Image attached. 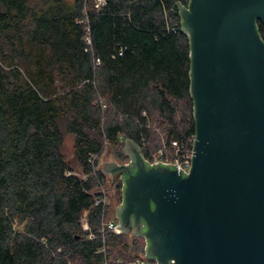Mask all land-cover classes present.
<instances>
[{"label": "trees", "instance_id": "obj_1", "mask_svg": "<svg viewBox=\"0 0 264 264\" xmlns=\"http://www.w3.org/2000/svg\"><path fill=\"white\" fill-rule=\"evenodd\" d=\"M177 1L0 0V264H126L132 243L142 251L102 229L95 167L105 144L127 160L125 139L148 156L194 133Z\"/></svg>", "mask_w": 264, "mask_h": 264}, {"label": "water", "instance_id": "obj_2", "mask_svg": "<svg viewBox=\"0 0 264 264\" xmlns=\"http://www.w3.org/2000/svg\"><path fill=\"white\" fill-rule=\"evenodd\" d=\"M189 41L194 142L189 172L105 159L115 217L157 264H264V0L176 2Z\"/></svg>", "mask_w": 264, "mask_h": 264}, {"label": "built area", "instance_id": "obj_3", "mask_svg": "<svg viewBox=\"0 0 264 264\" xmlns=\"http://www.w3.org/2000/svg\"><path fill=\"white\" fill-rule=\"evenodd\" d=\"M193 142L194 133L187 136L184 140L173 139L170 141V145H163L161 148H158L157 150L151 152L148 156H142L144 160L147 161L150 165H152L154 162H161L170 165L175 164L176 168H179L182 173L187 174L189 172L191 164ZM100 165L101 163L98 162L95 169H99L101 171ZM83 177H85V175H83ZM108 184L109 176L102 172L101 180L99 181L98 186L96 188L97 192L99 193V196L95 199V204L106 203L105 197L106 193H108L109 191L104 188ZM81 223L83 229L89 228L85 214H83V217L81 218ZM103 228L110 229L115 233L121 232L116 217L111 220H104L102 222V229ZM88 237L92 238L93 235L90 233ZM144 245L142 251L137 254L134 258L130 259L126 264H157L156 259H148L145 257Z\"/></svg>", "mask_w": 264, "mask_h": 264}, {"label": "rangeland", "instance_id": "obj_4", "mask_svg": "<svg viewBox=\"0 0 264 264\" xmlns=\"http://www.w3.org/2000/svg\"><path fill=\"white\" fill-rule=\"evenodd\" d=\"M64 151L67 154V156L69 157V159L71 160V164L75 167L76 171H78L79 167H78V165L75 164L74 159L72 158V154H73L72 153V138L70 136H66V138L64 140ZM105 159L115 160L119 163H126L128 161V157H127V160H125V159L121 160V159L116 158L114 156L112 148L107 144H105L103 152H102L101 156L99 157L98 162L102 163ZM108 185H106V187H108ZM105 200H106V203L108 206L107 217H108V220H111L115 217V207L119 204V201H118V198L116 195L115 187L112 190H110L108 193H106ZM125 234L128 237L130 243H132V240H131L132 238L137 237V236H132L130 232L125 233ZM138 238H139L138 244L143 246V244L145 243L144 238L143 237H138ZM131 249H133V253L139 254L141 252V250H136L137 246L133 245V243L131 244Z\"/></svg>", "mask_w": 264, "mask_h": 264}, {"label": "flooded vegetation", "instance_id": "obj_5", "mask_svg": "<svg viewBox=\"0 0 264 264\" xmlns=\"http://www.w3.org/2000/svg\"><path fill=\"white\" fill-rule=\"evenodd\" d=\"M117 184L121 186L120 182H117V183L115 184V186H116ZM115 186H114V187H115Z\"/></svg>", "mask_w": 264, "mask_h": 264}]
</instances>
